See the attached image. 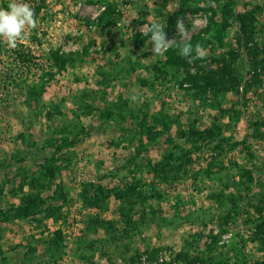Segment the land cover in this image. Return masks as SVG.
<instances>
[{"label":"rangeland","instance_id":"obj_1","mask_svg":"<svg viewBox=\"0 0 264 264\" xmlns=\"http://www.w3.org/2000/svg\"><path fill=\"white\" fill-rule=\"evenodd\" d=\"M18 2L41 9L15 49L0 39V264H190L177 254L264 264V0L212 1L254 12L257 49L238 48L239 25L228 17L225 44L190 64L192 75L227 64L210 89L153 69L164 58L141 27L170 24L167 38L180 40L169 19L180 0ZM209 14H179L185 40ZM18 51L36 59L22 66ZM51 52L75 63L57 70ZM190 126L203 133L191 143L180 134ZM169 153L171 168L157 178L153 168ZM242 171L251 175L244 193ZM29 196L46 202L43 211L17 218ZM122 215L135 223L130 230ZM103 222L128 233L109 240Z\"/></svg>","mask_w":264,"mask_h":264},{"label":"trees","instance_id":"obj_2","mask_svg":"<svg viewBox=\"0 0 264 264\" xmlns=\"http://www.w3.org/2000/svg\"><path fill=\"white\" fill-rule=\"evenodd\" d=\"M212 1L213 0H180L179 3V8L170 14V22L176 21L177 17L179 14H183L185 12H190V13H196L199 11H203L205 13H210L209 16L207 17V22L206 25L200 29L195 35H192L188 40L193 47L197 43L202 45L204 49L206 50V53H211L213 50H218L220 49L224 44L225 40L227 38V32L231 28V24L228 22L229 18L232 17L233 22L237 23L239 25L238 31L235 33L236 37V43L238 44V48H245L246 52H250L252 55L256 52V42H255V33L254 31V23H255V18L253 16V11H247L244 14L243 13H237L234 12L233 7H220L218 6L219 10H217L216 6H212ZM215 2V1H214ZM34 10L35 13L37 14L38 11L41 9L39 4H33L31 6ZM109 9V7L107 8ZM219 11V12H218ZM109 11L105 10L98 18V24H103L104 25V20L108 17ZM233 15V16H232ZM229 17V18H228ZM170 24L165 28V32L167 33L168 28H170ZM29 41L34 42L35 44L39 43V39L37 38L36 34L33 36V38L30 37ZM179 41V40H177ZM193 55H195L193 53ZM229 55L232 57L233 56V51L229 53ZM162 57L164 58L163 62L164 64L161 66H153V69L160 75H163L167 77V75H173L174 77L179 75V74H186L187 78L185 81L190 84V87H203V88H209L213 87L215 85L214 79H217L220 77V79H223L224 75L229 74V71L227 69V64L225 65L223 63V60L221 61L222 63V68H219L218 71H211L212 75L209 74H190V64L191 63H197L198 59H189V58H184L181 57L178 54V50L175 47L169 48L163 55ZM16 58L17 61L20 62L22 66H27V64L33 63V61L36 59L31 54H25L23 51H18L16 52ZM46 60L48 63L53 65V67L57 68V70L64 69L66 65H72L75 63V59L72 58L71 56H64L63 54H60L58 52H51L47 57ZM160 64V63H159ZM34 66L36 64H33ZM50 67V66H49ZM51 77H53L52 72H48ZM177 74V75H176ZM203 82V83H201ZM201 83V84H200ZM29 90V87H27ZM30 98V97H29ZM53 128V127H52ZM54 132L57 131V134L60 136V143L61 144H67L69 141V136L66 135L67 133L65 132L66 129H63L60 132V126L56 125L53 128ZM153 129V128H149ZM147 134L146 139L151 140V137L154 136L153 133H151L150 130H146ZM214 131V129H213ZM212 132L210 130L206 131V134H211ZM182 138H184L185 142H193L196 139H199L203 136V133H201L199 130H196L193 128V126H190V129L188 132H183L180 133ZM151 135V136H150ZM206 138H204L205 140ZM172 160V155L169 153V155L164 157V160L155 164L154 166V172L155 176L157 178H163V175H166V172L170 170V166L172 165L170 161ZM249 172L242 171L240 174V184H238V188L240 192L244 193L249 190V182H251V175H249ZM168 175V174H167ZM244 195V194H243ZM244 196H240V200H242ZM240 203V202H239ZM46 202H43L41 199L29 196L25 198V202L23 205H20L16 207L15 210V216L18 217H26L27 215H36L38 213H41L43 210H41V206H44ZM235 207H238L235 205ZM56 206H49L48 210H55ZM47 211V212H49ZM46 212V211H45ZM52 213V211L50 212ZM48 216V214H47ZM123 219V223H125V227L131 228L132 226L135 225L131 218L128 216L125 217L122 215L121 217ZM104 225V231L105 234L109 236V240H114L117 238V236L128 233L126 229H124L122 232H120L118 229H115L113 227V222H103ZM263 223L259 225V228L263 227ZM130 230V229H129ZM57 236L58 239H60V232H54ZM117 235V236H116ZM55 236V237H56ZM49 243L52 245H58V242L56 240H49ZM212 248V245H208V250L209 252ZM148 257L152 261V255L150 253H147ZM212 255V256H211ZM209 255L208 258L206 256H196L192 257V260L188 258L187 254H177V262L180 261H187L190 262V264H222L221 263V256H217V254H211ZM216 255V256H213ZM149 261V260H148ZM155 261V260H154Z\"/></svg>","mask_w":264,"mask_h":264},{"label":"clouds","instance_id":"obj_3","mask_svg":"<svg viewBox=\"0 0 264 264\" xmlns=\"http://www.w3.org/2000/svg\"><path fill=\"white\" fill-rule=\"evenodd\" d=\"M39 20L36 17L35 10L30 4L18 2V0H9L7 8L0 7V39L6 41L7 46L15 49L18 41L25 38L27 30H34L38 27ZM166 24L154 22L150 25H143L141 31L144 34H150L151 51L154 55H163L169 48L175 47L181 57L189 59H203L206 50L197 43L195 47L185 40L186 27L183 19L176 20V33L181 37L179 41L167 38L165 32ZM193 53L195 55H193ZM135 100L136 97H131Z\"/></svg>","mask_w":264,"mask_h":264}]
</instances>
